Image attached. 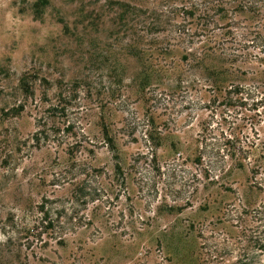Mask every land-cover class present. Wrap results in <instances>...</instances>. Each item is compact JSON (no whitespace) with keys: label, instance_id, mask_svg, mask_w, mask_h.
<instances>
[{"label":"rangeland","instance_id":"374dc122","mask_svg":"<svg viewBox=\"0 0 264 264\" xmlns=\"http://www.w3.org/2000/svg\"><path fill=\"white\" fill-rule=\"evenodd\" d=\"M241 1L0 0V264H233L264 237V107L226 92L264 91Z\"/></svg>","mask_w":264,"mask_h":264},{"label":"trees","instance_id":"16d2710c","mask_svg":"<svg viewBox=\"0 0 264 264\" xmlns=\"http://www.w3.org/2000/svg\"><path fill=\"white\" fill-rule=\"evenodd\" d=\"M238 8L241 12L246 13L255 19V23L252 26L245 28L247 33L244 38L246 39V37L251 36L252 38L249 40V43L252 44L253 47H261V52L264 53V0H242ZM232 28L233 25L230 26L228 33L236 37ZM22 85L24 86V89L28 91V83L25 80H23ZM226 92L231 101L235 98L236 101L246 104V102H249V99H252L253 106L258 107L262 105L264 107V91H260L258 86L250 87L236 85L227 89ZM59 103L62 102L60 101ZM66 109V105L61 107L63 112H65ZM56 110H58V106H50L48 111L50 113H54ZM53 132L51 128L47 126V121L40 118L38 120V130L35 132L32 139L37 146H40L41 144H45L49 141L57 140V132H55L56 134H53ZM226 143L225 148H220L223 149V154L221 155H226L223 157V162L225 159L230 157L236 162V165H240L241 162L249 158L248 151L244 148V145L240 144L241 142L239 140L230 138ZM205 150H207V143H205V146L202 147L198 157L196 158L198 163H201L203 160V153ZM73 194V207L76 205H86L89 201L97 199L99 195L98 191L91 188V185H89V182L87 181L78 185ZM75 217L76 216L74 215L71 216V218ZM42 224L45 229L52 228L53 220H48V218L44 216V218H42ZM233 264H264V237L255 238L252 248L244 254H241Z\"/></svg>","mask_w":264,"mask_h":264}]
</instances>
